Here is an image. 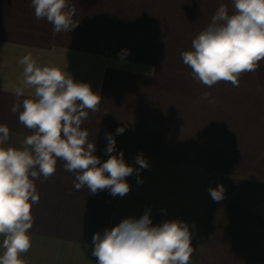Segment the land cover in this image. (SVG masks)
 I'll return each instance as SVG.
<instances>
[{"label":"crops","instance_id":"crops-1","mask_svg":"<svg viewBox=\"0 0 264 264\" xmlns=\"http://www.w3.org/2000/svg\"><path fill=\"white\" fill-rule=\"evenodd\" d=\"M70 3L78 26L53 35L51 24L35 19L30 0H0V124L10 129L8 143L19 146L31 134L10 111L17 101L12 89L22 78L18 61L31 52L102 97L100 110L82 125L102 163L110 155L105 134L111 133L114 154L122 151L126 163L139 168L135 157L142 153L149 167L127 177L130 191L114 197L108 189L77 191L74 175L58 160L49 180L36 181L40 199L32 209L27 264H96L93 234L138 219L149 207L154 225L188 223L190 264H264V61L243 74L238 87L221 81L209 88L184 64L147 60L181 56L165 51L189 50L221 4L232 11L231 0ZM119 40L147 48L114 43ZM150 41L157 50L149 49ZM122 49L130 50L123 58ZM205 91L218 103L201 99ZM31 93L27 89L20 99ZM121 126L125 131L117 135ZM221 184L225 198L215 202L208 189Z\"/></svg>","mask_w":264,"mask_h":264},{"label":"clouds","instance_id":"clouds-1","mask_svg":"<svg viewBox=\"0 0 264 264\" xmlns=\"http://www.w3.org/2000/svg\"><path fill=\"white\" fill-rule=\"evenodd\" d=\"M231 4V12L221 4L192 39L190 49L180 53L193 79L209 88L221 81L238 87L242 75L257 71L264 61V0H231ZM30 7L37 21L52 25L53 35L78 26L70 0H30ZM129 52L122 49L119 55L123 58ZM18 63L23 66L22 78L12 89L17 101L10 111L18 113L19 122L31 134L13 146L8 143L9 127L0 124V264H27L24 254L32 247V209L40 199L36 181L49 180L58 160L74 175L77 191L86 188L95 195L108 189L114 197L130 191L127 177L149 167L142 153L135 157L139 168L126 163L122 151L114 154L116 140L111 133L105 134L109 158L102 163L94 154L95 142L82 125L90 113L100 110L102 97L89 83L74 80L57 64H40L31 52ZM155 73L152 69L149 75ZM27 89L32 90L31 96L20 99ZM210 96L205 91L201 99L218 103ZM124 131L118 127L116 134ZM208 192L215 202L225 198L222 184ZM150 213L149 207L138 219L124 218L94 233L91 255L96 264H190L194 247L188 223L166 220L154 225Z\"/></svg>","mask_w":264,"mask_h":264},{"label":"rangeland","instance_id":"rangeland-1","mask_svg":"<svg viewBox=\"0 0 264 264\" xmlns=\"http://www.w3.org/2000/svg\"><path fill=\"white\" fill-rule=\"evenodd\" d=\"M106 44L108 43V42H105ZM114 43H118V44H121V43H127V45H128V47H132V48H147L146 47V45H145V42H144V47H142V46H137V45H135L134 44V41H128V42H126V41H121V40H119V41H117V42H114ZM142 43V42H141ZM155 46H157L156 45V42L155 41H150V50H157L156 48L157 47H155ZM152 52V51H151ZM165 52H182V50H172V49H170V50H166ZM176 54V53H175ZM179 54V53H178ZM147 60H149V62L150 63H152V64H158V65H167V64H174V63H178V64H183V61H182V57L181 56H174V57H160V56H156V57H154V56H151L150 58H148ZM185 75H189V74H185ZM168 76V75H167Z\"/></svg>","mask_w":264,"mask_h":264}]
</instances>
